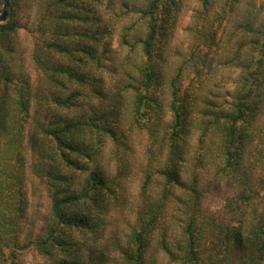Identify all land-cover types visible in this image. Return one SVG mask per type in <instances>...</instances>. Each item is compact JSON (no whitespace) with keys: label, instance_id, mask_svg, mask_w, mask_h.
Here are the masks:
<instances>
[{"label":"trees","instance_id":"obj_1","mask_svg":"<svg viewBox=\"0 0 264 264\" xmlns=\"http://www.w3.org/2000/svg\"><path fill=\"white\" fill-rule=\"evenodd\" d=\"M242 1H201L196 43L168 79L184 0H144L139 60L106 97L110 31L89 28L100 0H10L0 23V264H264V0L237 17ZM26 10L36 12L27 46ZM231 23L238 45L225 63L238 80L215 106L205 92ZM138 137L147 152L134 196ZM36 187L49 201L41 227L29 216Z\"/></svg>","mask_w":264,"mask_h":264},{"label":"rangeland","instance_id":"obj_2","mask_svg":"<svg viewBox=\"0 0 264 264\" xmlns=\"http://www.w3.org/2000/svg\"><path fill=\"white\" fill-rule=\"evenodd\" d=\"M201 1L202 0H184L183 9L168 47V79L173 75L175 69L181 62L188 59L193 45L196 43L195 28L198 25L196 18L202 11ZM113 2L115 3L110 4L108 0H100V3L96 5L98 7L100 22H91L89 24L91 30L99 24L100 30L107 28L110 31V37L105 35L103 39L104 43L109 42L108 56L110 58L109 61H106L110 66V71L108 69L107 74H105L106 97H110L122 84L127 82L128 78L126 74L133 73L135 65L139 60V44L137 43L143 35L137 9L145 5L144 0H115ZM261 4L262 1L260 0H243L238 6L236 15L237 17L244 16L252 8L258 9ZM219 8H215L217 13L220 12ZM215 18L216 16L211 17L210 20L214 22L216 21ZM35 19L36 12L34 11L26 10L22 13L19 34L26 46L29 45L26 31L32 26ZM216 24L217 23H214V25ZM223 25H225V22H223ZM233 26L234 25L231 23L225 28V32L222 36L223 49L219 51V56L216 62L213 63V66L218 67V73L211 79V83L205 92L206 99H209L215 106L226 105L235 95V83L238 80V70L235 67L229 66L227 62L225 63L238 45ZM123 37L129 44H123ZM129 45H132V49H130L131 47ZM207 107L205 102L200 105V110L203 111ZM198 134L199 129L197 128L192 136L191 150L196 147ZM146 152V141L144 137H138L135 141L134 154V172H136V174L134 173L135 175L131 185V193L134 196L140 185V175L138 173H140L141 168L144 166ZM107 167H109L108 170L110 172L114 169L112 164ZM48 202L46 195L37 187L34 193H31L29 216L32 218L35 216V218L38 219V227H41L43 224L42 219H44L47 213ZM133 203V208H135V201H133ZM128 218L131 220L130 213L128 214ZM120 226L125 225L120 224ZM37 262L36 260L33 264H37Z\"/></svg>","mask_w":264,"mask_h":264},{"label":"water","instance_id":"obj_3","mask_svg":"<svg viewBox=\"0 0 264 264\" xmlns=\"http://www.w3.org/2000/svg\"><path fill=\"white\" fill-rule=\"evenodd\" d=\"M9 8L10 0H3V5L0 13V23H4L7 20Z\"/></svg>","mask_w":264,"mask_h":264}]
</instances>
